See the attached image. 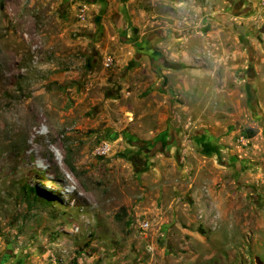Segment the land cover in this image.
Listing matches in <instances>:
<instances>
[{
	"label": "rangeland",
	"instance_id": "374dc122",
	"mask_svg": "<svg viewBox=\"0 0 264 264\" xmlns=\"http://www.w3.org/2000/svg\"><path fill=\"white\" fill-rule=\"evenodd\" d=\"M0 264H264V0H0Z\"/></svg>",
	"mask_w": 264,
	"mask_h": 264
},
{
	"label": "built area",
	"instance_id": "2783aa9c",
	"mask_svg": "<svg viewBox=\"0 0 264 264\" xmlns=\"http://www.w3.org/2000/svg\"><path fill=\"white\" fill-rule=\"evenodd\" d=\"M141 228H142L144 231H148L149 228H150V224H149V223H142Z\"/></svg>",
	"mask_w": 264,
	"mask_h": 264
},
{
	"label": "bare ground",
	"instance_id": "6f19581e",
	"mask_svg": "<svg viewBox=\"0 0 264 264\" xmlns=\"http://www.w3.org/2000/svg\"><path fill=\"white\" fill-rule=\"evenodd\" d=\"M37 165L40 167V166H43L44 164H42V163H37Z\"/></svg>",
	"mask_w": 264,
	"mask_h": 264
},
{
	"label": "water",
	"instance_id": "95a60500",
	"mask_svg": "<svg viewBox=\"0 0 264 264\" xmlns=\"http://www.w3.org/2000/svg\"><path fill=\"white\" fill-rule=\"evenodd\" d=\"M95 0H90V2H94Z\"/></svg>",
	"mask_w": 264,
	"mask_h": 264
},
{
	"label": "flooded vegetation",
	"instance_id": "af4514ba",
	"mask_svg": "<svg viewBox=\"0 0 264 264\" xmlns=\"http://www.w3.org/2000/svg\"><path fill=\"white\" fill-rule=\"evenodd\" d=\"M86 1H89L90 2V0H86Z\"/></svg>",
	"mask_w": 264,
	"mask_h": 264
}]
</instances>
